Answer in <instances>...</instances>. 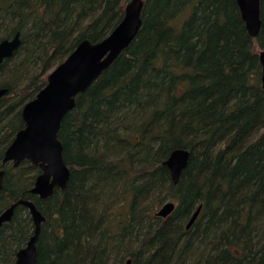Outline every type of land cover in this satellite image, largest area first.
Listing matches in <instances>:
<instances>
[{"label":"trees","instance_id":"1","mask_svg":"<svg viewBox=\"0 0 264 264\" xmlns=\"http://www.w3.org/2000/svg\"><path fill=\"white\" fill-rule=\"evenodd\" d=\"M125 0H0V40L21 44L0 65V161L22 106L79 42L104 39ZM133 42L76 97L58 139L69 180L47 199L29 192L39 169L4 170L0 212L23 199L45 217L37 264H264V89L235 0H144ZM189 151L174 184L162 162ZM128 209L112 220L111 207ZM170 201L164 220L154 205ZM201 210L189 229L193 212ZM156 208V206H155ZM122 214V213H121ZM125 217V218H124ZM119 220V221H118ZM17 206L0 229V264L32 234Z\"/></svg>","mask_w":264,"mask_h":264},{"label":"water","instance_id":"2","mask_svg":"<svg viewBox=\"0 0 264 264\" xmlns=\"http://www.w3.org/2000/svg\"><path fill=\"white\" fill-rule=\"evenodd\" d=\"M123 17L111 32L98 42L83 40L67 58L47 76L46 84L28 101L21 110L24 127L20 129L5 149L0 165L11 164L17 167L28 161L40 169L35 178L32 194L41 199L50 197L54 189L64 190L69 180V169L63 159L62 144L58 132L63 117L74 109L76 97L106 70L124 51L138 34L142 19V0H126ZM247 34L256 38L260 32V0H235ZM21 44L20 33L10 39L0 41V65L10 58ZM260 64V83L264 89V49L257 53ZM7 93L0 88V99ZM189 151L174 149L162 162L176 184L181 172L187 166ZM4 170L0 169V191L3 189ZM23 206L27 209L34 226L33 234L25 246L16 253L15 264H37L36 243L39 239L44 216L32 201L20 199L0 212V228L11 220L14 209ZM175 209V204L164 202L155 213L156 217L166 218ZM201 206L191 215L185 225L189 229L196 220ZM125 264H131L128 259Z\"/></svg>","mask_w":264,"mask_h":264},{"label":"rangeland","instance_id":"3","mask_svg":"<svg viewBox=\"0 0 264 264\" xmlns=\"http://www.w3.org/2000/svg\"><path fill=\"white\" fill-rule=\"evenodd\" d=\"M144 3V0H142ZM126 3V1H125ZM144 6V4H143ZM58 66V65H57ZM56 66V67H57ZM55 68V67H54ZM54 68H52L51 70L48 71V73H50ZM19 166V165H18ZM156 206V208H155ZM160 207V205H154L150 211L151 216H154V213L156 212V210H158ZM122 213V214H121ZM128 214V209H126V205L122 204V202L120 201H115L112 204L111 207V213H110V217H112V220H116L117 218H123L122 215H127ZM125 218V217H124ZM119 221V220H118ZM24 247V245L22 246V248Z\"/></svg>","mask_w":264,"mask_h":264},{"label":"bare ground","instance_id":"4","mask_svg":"<svg viewBox=\"0 0 264 264\" xmlns=\"http://www.w3.org/2000/svg\"><path fill=\"white\" fill-rule=\"evenodd\" d=\"M5 39H10V38H5ZM2 40H4V39H2ZM0 41H1V40H0ZM2 98H3V97H2ZM2 98H1V99H2ZM1 99H0V100H1ZM31 100H32V99H31ZM29 101H30V100H29ZM27 102H28V101H27ZM27 102H26V103H27ZM26 103H25V104H26ZM25 104H24V105H25ZM24 105H23V106H24ZM23 106H22V107H23ZM21 110H22V108H21ZM20 116H21V113H20ZM21 119H22V118H21ZM22 121H23V120H22ZM23 124H24V123H23ZM23 127H24V125H23ZM21 129H22V128H21ZM19 130H20V129H19ZM19 130H18V131H19ZM18 131H16L15 134H16ZM15 134H14L13 138L15 137ZM12 140H13V139H12ZM25 162H28V161H25ZM28 163H29V162H28ZM29 164L32 165L31 163H29ZM6 165H7V164H6ZM4 166H5V165H4ZM32 166H34V165H32ZM2 167H3V166H2ZM34 167H36V166H34ZM67 167H68V166H67ZM14 168H15V167H14ZM68 169H69V168H68ZM40 172H41V171H40V169H39V173H40ZM39 173L36 175V177L39 175ZM36 177H35V178H36ZM3 179H4V177H3ZM34 181H35V179H34ZM34 181H33V184H32V186H31L30 190L33 188ZM56 189H57V188H56ZM30 190H29V192L31 193ZM54 190H55V189H54ZM57 190H60V189H57ZM60 191H62V190H60ZM0 192H1V191H0ZM31 194H32V193H31ZM33 195H34V194H33ZM35 196H36V195H35ZM36 197H38V196H36ZM38 198H39V197H38ZM48 198H49V197H48ZM40 199H41V198H40ZM46 199H47V198H46ZM28 201H30V200H28ZM34 205H35V204H34ZM35 206H36V205H35ZM21 207H23V206H21ZM23 208H24V207H23ZM36 208H37V207H36ZM159 208H160V207H159ZM25 209H26V208H25ZM14 210H15V209H14ZM26 210H27V209H26ZM27 212H28V211H27ZM156 212H157V210H156ZM156 212H155V213H156ZM40 213H41V212H40ZM155 213H154V216H155ZM13 214H14V212H13ZM41 214H42V213H41ZM28 215H29V213H28ZM12 217H13V215H12ZM29 217H30V215H29ZM155 217H156V216H155ZM44 218H45V217H44ZM156 218H159V217H156ZM166 218H167V217H166ZM166 218H159V219L164 220V219H166ZM11 219H12V218H11ZM30 219H31V217H30ZM10 221H11V220H10ZM10 221H9V222H10ZM9 222H7V223H9ZM31 222H32V219H31ZM44 222H45V221H44ZM44 222H43V223H44ZM43 223H42V224H43ZM4 224H6V223H4ZM4 224H3V225H4ZM42 224H41V227H42ZM3 225H2V226H3ZM32 225H33V223H32ZM0 229H1V228H0ZM33 229H34V226H33ZM33 229H32V234H33ZM40 233H41V230H40ZM32 234H31V235H32ZM31 235H30V236H31ZM30 236H29V237H30ZM39 238H40V235H39ZM28 239H29V238H28ZM27 241H28V240H27ZM27 241H26V242H27ZM38 241H39V239H38ZM38 241H37V243H36V250H37V244H38ZM25 244H26V243H25ZM25 244H24V246H25ZM21 248H22V247H21ZM21 248H19L18 251H19ZM18 251H17V252H18ZM17 252H16V253H17ZM127 260H128V259H127ZM127 260H126V261H127ZM15 261H16V254H15ZM126 261H125V262H126ZM124 264H125V263H124Z\"/></svg>","mask_w":264,"mask_h":264}]
</instances>
